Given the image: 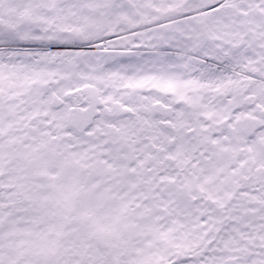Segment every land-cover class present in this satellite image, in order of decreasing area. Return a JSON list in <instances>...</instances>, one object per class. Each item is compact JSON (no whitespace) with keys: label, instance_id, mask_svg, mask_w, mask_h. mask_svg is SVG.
Wrapping results in <instances>:
<instances>
[{"label":"snow or ice","instance_id":"snow-or-ice-1","mask_svg":"<svg viewBox=\"0 0 264 264\" xmlns=\"http://www.w3.org/2000/svg\"><path fill=\"white\" fill-rule=\"evenodd\" d=\"M0 264H264V0H0Z\"/></svg>","mask_w":264,"mask_h":264}]
</instances>
